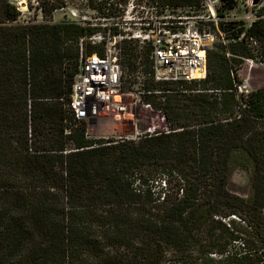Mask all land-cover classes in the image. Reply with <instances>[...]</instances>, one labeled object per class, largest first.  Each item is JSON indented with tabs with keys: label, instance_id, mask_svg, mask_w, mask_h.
<instances>
[{
	"label": "trees",
	"instance_id": "1",
	"mask_svg": "<svg viewBox=\"0 0 264 264\" xmlns=\"http://www.w3.org/2000/svg\"><path fill=\"white\" fill-rule=\"evenodd\" d=\"M40 1L44 18L67 4ZM236 6L223 0L218 16ZM21 13L0 0V264H264V87L241 91L238 73L246 59L264 63V4L249 24L210 23L222 41L207 48L205 78L146 77L169 132L120 142L87 139L69 107L80 39L99 26ZM121 48L128 76L151 71L149 44ZM102 51L84 42L87 55ZM234 169L249 175L247 196L230 190Z\"/></svg>",
	"mask_w": 264,
	"mask_h": 264
},
{
	"label": "built area",
	"instance_id": "2",
	"mask_svg": "<svg viewBox=\"0 0 264 264\" xmlns=\"http://www.w3.org/2000/svg\"><path fill=\"white\" fill-rule=\"evenodd\" d=\"M222 1L201 0L198 8L191 6L162 8L158 2L147 6L145 3H139V0H118L121 14L111 17L115 21L109 29L104 33L97 31L90 37L80 39L79 69L73 82L69 102L74 120L86 124L89 121L103 120L111 127L130 124L133 126V131L126 136V140L135 139L143 133L144 136H151L169 132L165 113L156 112L153 105L146 101L145 97L152 91L143 87V81L146 77H152L156 81H191L205 78L207 48L215 41L213 30L209 25L213 23L219 31L218 12ZM239 4L244 8L245 18L252 21L255 18L254 1L237 0V5ZM138 6L141 9H138ZM144 12L146 14L151 12L152 15L156 13V17H151L149 20L141 17L140 22H135L137 13ZM39 14V18L44 19L42 7ZM158 14L161 15L157 17ZM41 20L38 22L44 21ZM87 21L89 20L86 17L74 13L73 22L85 25ZM124 22L129 26L124 27L122 25ZM111 27H117L121 31L120 34H112ZM131 39L138 40L140 48L145 44L151 46L150 72L145 73L143 66L140 65L128 76V70L121 62V43L123 40ZM85 41L103 44L102 53L94 52L87 55L84 52ZM128 77L132 79L131 81L137 79V82L129 81L130 88L125 89L124 85ZM242 87H239L241 91ZM135 109L155 112L157 118L161 117L163 124L153 123L142 131L141 126L138 125L139 116ZM85 135L87 139H96L95 137L98 136L88 126Z\"/></svg>",
	"mask_w": 264,
	"mask_h": 264
},
{
	"label": "rangeland",
	"instance_id": "3",
	"mask_svg": "<svg viewBox=\"0 0 264 264\" xmlns=\"http://www.w3.org/2000/svg\"><path fill=\"white\" fill-rule=\"evenodd\" d=\"M13 3H15L21 11H23L21 13V20H31V21L41 20L39 18L40 15L39 11L40 8L42 7V2L40 0H16L13 1ZM66 3L67 4L65 7L54 10L52 15L47 16L45 18L50 22H62L65 20L73 21L74 13H76V15L80 17H86L89 21H92L95 25L99 26L98 32L104 33L106 31L105 27H110L112 25V22L115 21L113 18L106 19L107 18L106 15L109 13H113V15L115 14L118 15L121 12L118 3L115 4V9L113 10L104 9L102 10V12H100L98 5L90 7L89 0H66ZM263 4H264V0L262 4H260V6L254 8V14H255V10L258 11ZM137 8L141 9L140 6H138ZM223 13H224V17L220 18V20L243 19L248 24L252 22L249 18H245L244 15L245 12L242 4L237 5L232 10L224 8ZM160 15L161 14H158L157 17H159ZM141 17H143L145 20H149L151 17L155 18L156 13H154L153 15L151 14V12H149L148 14H146L145 12L137 13L135 17L136 19L134 21L140 22ZM45 18L42 19L41 21L45 20ZM122 25L124 27L129 26L126 25L125 22ZM216 31H214L213 33V36L216 38L215 42H221L222 41L221 38H218L217 35L218 31L217 32ZM238 73L240 78L242 79V83L240 84V87H242L243 85H249L251 89L264 87V63L261 62L259 58L257 60L246 59L243 62L242 66L239 68ZM131 80L132 79H130L129 77L126 78V83L124 85L125 89L130 88L129 81ZM242 91H245L247 93L249 89L242 87ZM135 112H137L139 116L138 125L141 126L142 131L152 126L153 123H155L156 125H158L159 123L163 124L161 117L157 118V114L155 112H145V111H140V109L139 111L138 109H135ZM86 126L91 127L93 131L97 133L98 136L95 137L96 139H101L102 137L106 136L103 139H110L111 141H116V142L126 140V136L131 134L133 131V126H131L130 124H124L119 127H115V126L111 127L103 120L89 121ZM144 135L145 134L143 133L141 134V136H137L135 139H130V140L138 141L142 137H144ZM230 190L241 196H247L250 190V181H249L248 173L244 171H240L238 169L232 170L230 177Z\"/></svg>",
	"mask_w": 264,
	"mask_h": 264
},
{
	"label": "water",
	"instance_id": "4",
	"mask_svg": "<svg viewBox=\"0 0 264 264\" xmlns=\"http://www.w3.org/2000/svg\"><path fill=\"white\" fill-rule=\"evenodd\" d=\"M11 1H16V0H11ZM255 4L259 3L261 0H253ZM244 88H248L249 90L251 89V87L249 85H244Z\"/></svg>",
	"mask_w": 264,
	"mask_h": 264
},
{
	"label": "bare ground",
	"instance_id": "5",
	"mask_svg": "<svg viewBox=\"0 0 264 264\" xmlns=\"http://www.w3.org/2000/svg\"><path fill=\"white\" fill-rule=\"evenodd\" d=\"M20 3V2H19ZM24 4V3H23Z\"/></svg>",
	"mask_w": 264,
	"mask_h": 264
}]
</instances>
